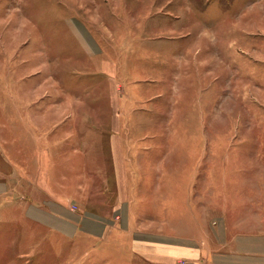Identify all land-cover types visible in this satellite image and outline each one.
Masks as SVG:
<instances>
[{
  "label": "rangeland",
  "instance_id": "rangeland-1",
  "mask_svg": "<svg viewBox=\"0 0 264 264\" xmlns=\"http://www.w3.org/2000/svg\"><path fill=\"white\" fill-rule=\"evenodd\" d=\"M8 1L11 14L23 15L33 34L26 51L14 52L15 59L22 56V78L45 75L40 62L46 56L48 71L61 80L55 82L61 93L57 102L63 101L62 86L71 84L80 99L72 98L71 103H98L106 118L116 101H128L132 156L160 154L173 146L178 134L183 136L182 150H189L173 154L174 161L187 160L186 166L196 163L192 170L183 164L174 169L172 198L178 201L181 189L190 187L192 200L184 201L190 208L182 212H196L199 223L208 218L215 256L212 262L207 259L209 246H203L201 235L170 224L148 226L146 241L158 242L165 254L176 252L173 264H195L193 257L180 253L194 239L198 264H256L223 250L218 231L213 230L224 216L222 206H228V221L241 220L263 199L258 190L262 179L253 177L262 172L260 162L264 163V0ZM11 19L19 23L18 15ZM29 46L41 49L42 55L33 52L36 62L25 64L27 57L21 54ZM12 57L8 53L0 57L4 63L0 134L5 136H10L8 121L16 123L13 70L6 65ZM118 87L124 92L118 90V94ZM240 152L254 165L246 169L239 164L247 161L238 160ZM254 157H259L257 163ZM163 176L159 172V182ZM152 192L153 188L147 196L152 197ZM157 193L163 196V188L158 187ZM76 208L78 204H73L72 209ZM43 228L26 217L22 206L1 209L0 264L153 263L128 245L122 249L121 240L96 253L87 249L86 241L61 238L58 232Z\"/></svg>",
  "mask_w": 264,
  "mask_h": 264
},
{
  "label": "crops",
  "instance_id": "crops-1",
  "mask_svg": "<svg viewBox=\"0 0 264 264\" xmlns=\"http://www.w3.org/2000/svg\"><path fill=\"white\" fill-rule=\"evenodd\" d=\"M11 5L10 1L6 4L5 0H0V57L6 53L13 55L5 64L13 70L16 106L15 115H7L16 119L15 124L8 121L6 130L10 136L0 134V210L22 206L32 223L58 232L61 238L86 241L87 249L96 253L104 245H118L121 240L122 249L128 245L129 250L144 261L149 258L152 264H173L177 256L176 252L165 254L158 248V242L148 243L144 237L149 234L147 227L159 223L161 226L174 225L180 230L187 228L191 234L201 235L203 246H209L207 259L212 262L215 255L212 256L210 246L208 218L199 223L196 212H182L183 208H190L184 206V201L192 200L190 187L181 189L178 201L172 198L174 169L183 164L192 170L196 163L192 161L194 166H186L187 160L174 161L173 154L189 150H182L183 136L178 134L173 146L160 154L151 151V156L135 155L136 163L127 132L131 120L128 101H116L106 118L98 103L93 106L71 103L72 98L80 100L71 91L75 87L71 84L62 86L63 101L57 102V95L61 93L55 82L61 80L48 71L46 56L40 62L45 67V75L42 72L22 78V56L15 59L14 52L26 51L33 34L23 15L11 14ZM4 10L7 12L2 16ZM13 15L19 16V23H12ZM33 52L41 54V49L33 50L29 46V51L21 54L27 57L25 64L36 62ZM2 65L4 63L0 62V72ZM259 88L263 90L261 85ZM118 90L123 89L118 87L119 94ZM162 146L160 144L159 148ZM239 156L238 160L248 161L239 163L245 164L246 169L254 165L250 158H245V153L240 152ZM258 159L254 157L256 163ZM260 164L262 172L253 178L262 179V186L258 188L263 195L261 203L256 205L251 199L254 206L243 219L228 221V206H222L221 210L217 202L224 216L213 230L218 231L219 245L226 248L223 250L256 264H264V163ZM159 172L164 173L161 183ZM158 187L163 188V196L158 195ZM152 188L153 196H147ZM185 189L188 197L184 196ZM73 204H78V208L73 210ZM114 216L117 219H113ZM234 229L238 230L232 234L230 230ZM190 243L192 245L184 247L180 253H187L198 264L201 262L195 244L198 242L194 239Z\"/></svg>",
  "mask_w": 264,
  "mask_h": 264
}]
</instances>
